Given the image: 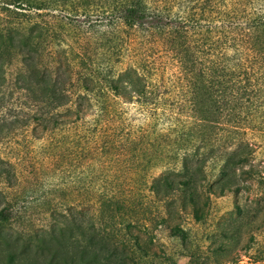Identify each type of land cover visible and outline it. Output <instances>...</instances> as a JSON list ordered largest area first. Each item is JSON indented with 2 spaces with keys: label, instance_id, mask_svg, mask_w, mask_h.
I'll list each match as a JSON object with an SVG mask.
<instances>
[{
  "label": "trees",
  "instance_id": "trees-1",
  "mask_svg": "<svg viewBox=\"0 0 264 264\" xmlns=\"http://www.w3.org/2000/svg\"><path fill=\"white\" fill-rule=\"evenodd\" d=\"M11 1L34 14L0 32V86L12 71L45 160L110 187L99 215L144 216L145 198L164 222L202 219L212 196L258 178L264 0ZM66 226L101 253L113 243L74 216Z\"/></svg>",
  "mask_w": 264,
  "mask_h": 264
},
{
  "label": "rangeland",
  "instance_id": "rangeland-1",
  "mask_svg": "<svg viewBox=\"0 0 264 264\" xmlns=\"http://www.w3.org/2000/svg\"><path fill=\"white\" fill-rule=\"evenodd\" d=\"M11 2L0 0L1 33L34 14ZM54 15L61 19L64 13ZM7 74L0 86V264H264L262 133L248 134L257 148L252 163L258 178L242 183L237 194L212 196L202 219L189 209L164 222L160 204L144 198V216L115 213L110 221L95 212L99 192L110 187L98 174L88 179L83 166L57 169L43 158L32 136L29 104L10 82L12 71ZM71 216L84 228L92 224L108 234L110 248L101 253L84 245L76 229L71 238Z\"/></svg>",
  "mask_w": 264,
  "mask_h": 264
}]
</instances>
